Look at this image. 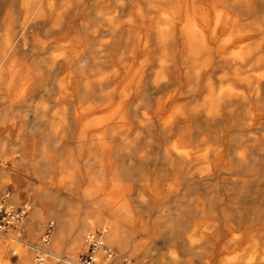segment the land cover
Instances as JSON below:
<instances>
[{"label":"bare ground","instance_id":"6f19581e","mask_svg":"<svg viewBox=\"0 0 264 264\" xmlns=\"http://www.w3.org/2000/svg\"><path fill=\"white\" fill-rule=\"evenodd\" d=\"M171 79L181 86L185 82L187 89L167 92V100L196 96L172 108L165 101L156 106L152 95L166 92ZM199 88L203 92L197 96ZM25 109L42 121V136L56 140L41 143L36 158L29 146L26 157L12 164L27 162L34 167L30 175L41 180V163L49 165L47 159L63 147L71 152L67 180L83 187L78 195L90 200L91 208H106L78 219L70 243L85 250L86 235L98 227L103 238L96 264H112L113 258L105 257L106 244L121 251L129 246L132 254L152 249L147 239L127 237L133 222L127 190L94 197L102 182L116 190L123 186L132 168H139L154 186L165 181L154 171L157 167L171 169L172 179H164L184 190L207 184L217 189L227 182L231 192L219 196L217 189L208 213L264 221V192L248 188L264 175V0H0V136L7 132V121L19 122ZM256 130L262 138L251 135ZM204 137L211 154H198ZM3 173L0 167V191L12 184L11 202L24 198V188L32 191L22 230L34 221L38 226L43 213L37 202L50 193ZM154 212L162 216L161 210ZM55 217L57 227L44 243L50 251L43 248L47 255L42 264L48 257L47 264L57 259L60 241L75 227L73 220ZM7 234L0 236V247L14 246ZM253 234L264 237V225L254 227ZM236 240L230 237L227 243ZM252 246H260L259 254L218 264H264V239ZM17 249L13 254L19 253L18 261L30 264L31 252ZM74 257L71 252L64 256V264H73Z\"/></svg>","mask_w":264,"mask_h":264},{"label":"rangeland","instance_id":"374dc122","mask_svg":"<svg viewBox=\"0 0 264 264\" xmlns=\"http://www.w3.org/2000/svg\"><path fill=\"white\" fill-rule=\"evenodd\" d=\"M157 69L158 68H156V70ZM153 71L154 69L151 70L150 73L152 74ZM151 78L149 79L151 80ZM168 81L167 88L165 89L166 92H160L155 94V96L152 95L156 102V106L165 101L168 102V107L172 108L174 105L185 100L190 101L196 96L189 94L187 97L184 95L185 97L183 96L182 99L167 100L165 98L168 94L167 92L174 89H187L184 87L185 82H182L183 85L181 86L178 82L179 80L171 79ZM224 85L226 84H223V86ZM231 86L232 85H228L227 88ZM202 92L203 88H199L197 90V96L201 95ZM19 114L21 115L19 122L18 120L14 123L7 121L5 124L7 132L0 136V145L4 151V157L0 158V167L4 171L2 175L4 177L16 175L22 178L24 182L32 184L34 187L42 186L50 194L48 198L37 202L43 213V217L38 219V226L37 222L34 221L30 229L22 230L28 222L27 217L30 214V212H28L23 219V225L21 223L22 227L19 228L18 226H14L13 228L15 229L10 230L5 236L7 239L13 238L12 243L14 246L0 247V264H21L18 261L19 253L13 254L18 250V246L31 252L32 259L30 264H35V256L37 254L36 251L32 249V246L46 248L50 251L49 246L46 244L44 245L41 238L46 232V228L50 222L53 223L51 229L57 227L56 215H62L66 220L70 219L76 223H74L75 227L67 231L63 236L60 241L57 259L54 258L53 262L50 264H64L63 257L70 254V252L75 256L72 260H76L80 255L87 252V248L83 250L81 247L71 246V241L76 233L75 231H77L75 229H78L77 220L79 219L81 221V219L90 212L101 214L106 208L99 205V207L92 206L91 208L89 204L90 200H80L78 192L83 187L71 184L67 180L66 169L68 167H73L71 162L73 156L71 152H67L64 147L57 153L51 154L52 156L47 159L49 165H45L46 163H41L39 165L40 172L42 173L40 177L41 180L33 178L32 174V176L30 175L29 171L34 170V167L30 166L27 162L21 165L12 164L13 161L23 160V158L26 157L25 150H27L29 146L35 148L33 149L35 151H32L31 158H36L38 155L37 147L40 146L41 143H51L56 140L54 135L49 137V139L42 136V121L39 120L38 122V120H33L30 110H21ZM251 135L256 139H260L263 133L256 130L254 133H251ZM175 140V137L172 138L173 142H175ZM201 143L202 145L198 148V154H211L209 150H206L210 144L208 138L204 137ZM157 149H155L154 154L156 157L159 155L158 159H156L159 166H162L161 154ZM157 168H154V171L158 172L155 173L165 180L161 184L155 186L154 184L150 185L148 181L146 182V178L141 176L143 173L139 168H132L129 172L130 175L122 180L123 186H120L117 190L114 185L102 182L98 185L96 193H94V197L99 198L106 195H113L115 191H122V189L125 191L127 190L124 197L128 198L130 201L132 208L130 215L133 219V222L129 224L132 228L131 233L128 234L127 237L130 241H143L147 239V241H150L152 244V249L150 248L151 250L147 254H142L140 251H136L135 254H132L130 253L131 249L129 246L121 251L117 247L115 248V245H109L104 242L107 246L104 247L105 250L111 253V258H113L112 264H121L125 260H130L133 264H148L150 261L153 262L152 264H218V261L222 259L235 257L243 260L248 259L254 252L259 254L260 246L253 247L252 241L261 242L264 237L253 234V228L257 225H264V221L252 220L246 217L242 218V220H236L232 217L224 219L222 216L214 217L208 213L212 208V203L217 200V189H219V196L224 190H229L228 193L231 192L229 183L223 181L216 185L217 189H214L213 185L207 184L184 190L181 186L175 188L168 183L173 177L171 169ZM258 177L260 179L257 184L258 186L252 182L248 185V188L250 191L257 189L258 191L264 192V175L259 174ZM140 181L144 182L140 183ZM239 189L238 187V190ZM14 192L12 184L8 183L7 186L0 191V201L6 196V202L12 207H19L25 203L31 204L30 198L33 196L32 191L24 188V198L16 203L8 200V193L12 194ZM140 200H143V205L140 204ZM246 201L250 202L251 196L246 198ZM147 204L151 206L149 210L147 209L148 211L146 210ZM215 208L216 210L219 209L220 205H216ZM32 209L33 207L31 205V211ZM48 210L52 211L53 215L48 214ZM158 210H161L162 216L155 215L157 212L154 211ZM105 217H109V215ZM228 224L232 225L231 229L227 228ZM214 225H216L215 228L213 227ZM140 226H143V228H138ZM123 229H125V227H123ZM207 233L209 236L204 237L203 235ZM89 234H95L99 239L103 238V232H101L98 227H95L94 231L89 232ZM83 235L85 236V234ZM230 237H238V240H236V243L229 244L227 242ZM86 238L87 235L85 241ZM105 257L108 258L107 256ZM49 258L50 257L45 259L44 264L48 263Z\"/></svg>","mask_w":264,"mask_h":264},{"label":"built area","instance_id":"2783aa9c","mask_svg":"<svg viewBox=\"0 0 264 264\" xmlns=\"http://www.w3.org/2000/svg\"><path fill=\"white\" fill-rule=\"evenodd\" d=\"M0 205H3V207L0 208V236H1L7 234L10 228H13L14 226H16V224L21 222V219H24V217L26 216V214L30 209V206L25 203L19 207H12L10 206V204L6 202V196L2 198V200L0 201ZM9 207L13 209L11 213L8 211ZM52 226L53 224L52 222H50L46 228V232L44 233L43 238H41V241L43 243L48 242V238ZM86 239L88 242L87 252L85 254L80 255L75 261H73V264H96V251L101 246L99 242V237L95 234H88ZM34 250L37 253L35 256V264H42L45 256L47 255L46 251L41 247H35ZM105 254L108 258L111 257V253L106 251ZM121 264H133V263L131 261L125 260Z\"/></svg>","mask_w":264,"mask_h":264},{"label":"clouds","instance_id":"9594fccd","mask_svg":"<svg viewBox=\"0 0 264 264\" xmlns=\"http://www.w3.org/2000/svg\"><path fill=\"white\" fill-rule=\"evenodd\" d=\"M2 207H3V205H0V208H2ZM12 210H13V209H12L11 207L8 208V211H9L10 213L12 212ZM21 222H23V219H21ZM17 235H18V233H17Z\"/></svg>","mask_w":264,"mask_h":264},{"label":"crops","instance_id":"0c3cea01","mask_svg":"<svg viewBox=\"0 0 264 264\" xmlns=\"http://www.w3.org/2000/svg\"><path fill=\"white\" fill-rule=\"evenodd\" d=\"M16 262H17V260H16Z\"/></svg>","mask_w":264,"mask_h":264}]
</instances>
